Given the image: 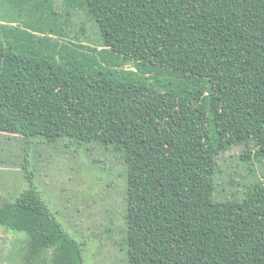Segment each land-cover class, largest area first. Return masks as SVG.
Returning <instances> with one entry per match:
<instances>
[{"label": "trees", "instance_id": "16d2710c", "mask_svg": "<svg viewBox=\"0 0 264 264\" xmlns=\"http://www.w3.org/2000/svg\"><path fill=\"white\" fill-rule=\"evenodd\" d=\"M22 1L38 9L18 16ZM92 1L0 0V20L10 18L0 23V131L94 142L123 157L125 264H264V182L241 199L214 194L219 155L238 145L242 160L264 158V0H186L128 76L117 66L129 58L110 48ZM78 12L95 40L76 28ZM22 169L29 187L0 202L3 230L26 236L12 264H84L27 155Z\"/></svg>", "mask_w": 264, "mask_h": 264}, {"label": "rangeland", "instance_id": "374dc122", "mask_svg": "<svg viewBox=\"0 0 264 264\" xmlns=\"http://www.w3.org/2000/svg\"><path fill=\"white\" fill-rule=\"evenodd\" d=\"M185 1H92L110 48L118 46L129 58L117 66L121 72L128 76L149 56L144 51L148 48L147 38L151 40L155 32L161 35L177 24ZM25 2L19 3L23 5H18V16L26 14L29 6L38 9L35 1ZM54 2L61 7V0ZM9 19L0 23H8ZM17 20V25L22 26L23 18ZM73 21L76 28L85 24L90 41L96 39L97 29L84 13L78 12ZM47 36L52 40L60 38L57 34ZM242 151L243 147L236 145L218 156L216 198L241 199L247 185L257 179L264 182V158L247 162L240 157ZM26 155L34 170V186L65 230L83 244L84 264H125L127 250L122 241L126 228L127 165L123 157L94 142L69 137L55 142L38 138L27 141L20 134L0 131V202L13 201L29 187L22 169ZM1 228L0 238L5 242L0 264H12L9 260L27 252L26 236Z\"/></svg>", "mask_w": 264, "mask_h": 264}, {"label": "crops", "instance_id": "0c3cea01", "mask_svg": "<svg viewBox=\"0 0 264 264\" xmlns=\"http://www.w3.org/2000/svg\"><path fill=\"white\" fill-rule=\"evenodd\" d=\"M0 230H2V228H1V226H0ZM5 241H4V238H0V253H1V248H2V246H3V243H4ZM1 257V256H0ZM6 257H8V255L6 256ZM6 259V258H5ZM10 262H12V260H9Z\"/></svg>", "mask_w": 264, "mask_h": 264}]
</instances>
